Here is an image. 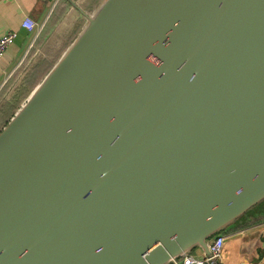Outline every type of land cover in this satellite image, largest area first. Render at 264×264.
Returning <instances> with one entry per match:
<instances>
[{"label":"water","instance_id":"water-1","mask_svg":"<svg viewBox=\"0 0 264 264\" xmlns=\"http://www.w3.org/2000/svg\"><path fill=\"white\" fill-rule=\"evenodd\" d=\"M66 1L79 31L0 131V264L210 255L264 201V0Z\"/></svg>","mask_w":264,"mask_h":264},{"label":"crops","instance_id":"crops-1","mask_svg":"<svg viewBox=\"0 0 264 264\" xmlns=\"http://www.w3.org/2000/svg\"><path fill=\"white\" fill-rule=\"evenodd\" d=\"M94 1L97 3L98 0H84L80 6L89 12L96 5L95 3L92 7ZM65 14H71L70 16L74 17H70L60 32L49 39L50 33ZM25 17H30L36 22L37 28L35 31L29 32L21 26ZM73 23L77 25L72 29ZM82 23V17L76 11L73 12L72 7L66 0H0V34L10 30L18 32L16 41L7 48L0 60V101L18 79L25 64L37 50L40 51V59L36 66L41 59L46 57L52 59L58 53L56 60L53 62L54 64L79 31ZM25 80L16 87L14 93L8 101L4 102L0 111L6 103L12 105L16 103L18 95L23 89H26ZM37 83L28 89L15 111ZM262 219L258 223L238 230L234 226L223 234L225 240L221 250L220 264H264V216ZM191 254L197 258L204 255L200 249H196Z\"/></svg>","mask_w":264,"mask_h":264},{"label":"trees","instance_id":"trees-1","mask_svg":"<svg viewBox=\"0 0 264 264\" xmlns=\"http://www.w3.org/2000/svg\"><path fill=\"white\" fill-rule=\"evenodd\" d=\"M96 2H93L92 7L94 6ZM91 7V8H92ZM58 56V53L52 58L49 59V57H46L44 59H41L39 64L33 69V71L28 75L27 79L25 80L26 89H23L21 93L18 95V99L14 105L10 103H6L3 108L0 111V131L2 128L6 125L10 117L13 115L17 105L20 100L24 98L26 92L28 89L32 88L41 78V76L48 70V68L52 65L54 60H56ZM264 216V201L260 203L259 205L255 206L248 212H246L243 216H241L236 222H235V228L241 229L248 225L258 223L262 221Z\"/></svg>","mask_w":264,"mask_h":264},{"label":"built area","instance_id":"built-area-1","mask_svg":"<svg viewBox=\"0 0 264 264\" xmlns=\"http://www.w3.org/2000/svg\"><path fill=\"white\" fill-rule=\"evenodd\" d=\"M21 26L29 32H33L37 28L36 22L30 17H25ZM18 36V32L14 30L0 34V60L4 56L7 48L12 45ZM224 236L217 235L209 240L208 247L210 255H203L197 258L192 254L185 255L178 264H220L221 250L224 243Z\"/></svg>","mask_w":264,"mask_h":264},{"label":"flooded vegetation","instance_id":"flooded-vegetation-1","mask_svg":"<svg viewBox=\"0 0 264 264\" xmlns=\"http://www.w3.org/2000/svg\"><path fill=\"white\" fill-rule=\"evenodd\" d=\"M76 25H77L76 23H73V25H72V29H73Z\"/></svg>","mask_w":264,"mask_h":264},{"label":"rangeland","instance_id":"rangeland-1","mask_svg":"<svg viewBox=\"0 0 264 264\" xmlns=\"http://www.w3.org/2000/svg\"><path fill=\"white\" fill-rule=\"evenodd\" d=\"M72 36H73V33H72ZM52 65H53V63H52ZM52 65H51V66H52ZM51 66L48 68V70L51 68Z\"/></svg>","mask_w":264,"mask_h":264}]
</instances>
